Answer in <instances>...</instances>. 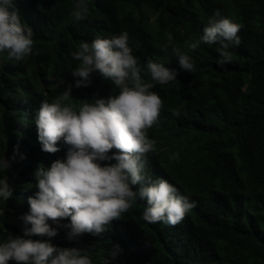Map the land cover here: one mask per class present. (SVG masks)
Returning <instances> with one entry per match:
<instances>
[{
	"label": "trees",
	"instance_id": "1",
	"mask_svg": "<svg viewBox=\"0 0 264 264\" xmlns=\"http://www.w3.org/2000/svg\"><path fill=\"white\" fill-rule=\"evenodd\" d=\"M14 3L22 24L33 31L34 45L33 55L22 61L0 53V159L11 162L8 170L0 169V179L7 176L13 190L9 200L0 198V239L22 237L13 207L22 184H30L35 165L43 160L35 145L23 142L20 129L40 102L53 101L75 84L78 78L71 72L79 61L72 53L79 44L127 32L133 55L157 56L155 33L178 29L192 8L210 7L242 26L241 43L231 46V64L221 66L219 55L202 47L193 56L192 83L156 91L167 101L162 122L176 117L170 106L178 103L209 136L197 142L204 153L199 167L192 153L159 165L162 176L197 201L180 240L169 238L146 256L141 226L125 219L102 240L73 245L87 250L92 264L110 259L116 245L119 254L112 264H264V0H87L82 21L71 18L78 0ZM60 79L65 83L57 87ZM91 79L88 87H72L73 104L108 95L98 83L99 73Z\"/></svg>",
	"mask_w": 264,
	"mask_h": 264
},
{
	"label": "clouds",
	"instance_id": "2",
	"mask_svg": "<svg viewBox=\"0 0 264 264\" xmlns=\"http://www.w3.org/2000/svg\"><path fill=\"white\" fill-rule=\"evenodd\" d=\"M87 12V0H78L71 18L82 21ZM184 16L178 29L155 33L157 56L133 55L127 32L81 42L72 53L79 61L71 72L75 84L40 102L20 129L23 142L35 145L43 160L30 184L21 186L13 214L23 234L0 239V264H92L79 247L116 232L125 219L141 226L146 256L169 238L180 240L197 201L162 176L159 165L192 153L199 167L204 153L197 142L209 136L178 103L170 106L176 117L162 122L167 101L156 91L192 83L193 56L202 47L216 52L221 66L231 64V46H239L242 32L240 22L219 9L192 8ZM33 45V31L22 24L14 0H0V53L22 61L33 55ZM93 73L103 78L98 83L108 95L73 104L72 87H88ZM10 167L0 159V169ZM12 195L8 177L0 179V198ZM115 249L103 264L117 259L119 245Z\"/></svg>",
	"mask_w": 264,
	"mask_h": 264
}]
</instances>
